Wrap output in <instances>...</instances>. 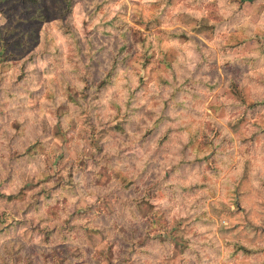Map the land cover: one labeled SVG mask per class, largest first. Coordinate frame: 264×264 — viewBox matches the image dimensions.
Returning <instances> with one entry per match:
<instances>
[{"label": "rangeland", "instance_id": "1", "mask_svg": "<svg viewBox=\"0 0 264 264\" xmlns=\"http://www.w3.org/2000/svg\"><path fill=\"white\" fill-rule=\"evenodd\" d=\"M0 264H264V0H0Z\"/></svg>", "mask_w": 264, "mask_h": 264}, {"label": "trees", "instance_id": "2", "mask_svg": "<svg viewBox=\"0 0 264 264\" xmlns=\"http://www.w3.org/2000/svg\"><path fill=\"white\" fill-rule=\"evenodd\" d=\"M71 4H72V0H65V5L69 8L71 7ZM240 250L243 251L244 254H247V255H251V254H254L255 253V250H250L246 247H240L239 248Z\"/></svg>", "mask_w": 264, "mask_h": 264}]
</instances>
